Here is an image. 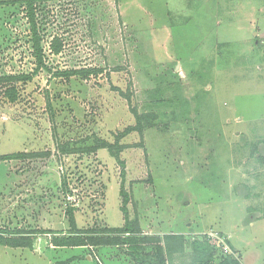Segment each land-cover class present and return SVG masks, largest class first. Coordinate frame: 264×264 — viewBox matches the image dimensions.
Here are the masks:
<instances>
[{
    "label": "rangeland",
    "instance_id": "1",
    "mask_svg": "<svg viewBox=\"0 0 264 264\" xmlns=\"http://www.w3.org/2000/svg\"><path fill=\"white\" fill-rule=\"evenodd\" d=\"M32 8L39 51L27 3L0 0V157L25 155L0 159V234L31 239L0 245V264H156L149 243L135 253L123 243L52 245L126 235L106 232L124 224L121 182L137 222L128 237L183 236L165 264H264V0H34ZM18 75L28 78L7 79ZM131 109L142 137L116 140L135 125ZM94 137L112 153L86 151ZM193 241L210 251L199 258Z\"/></svg>",
    "mask_w": 264,
    "mask_h": 264
},
{
    "label": "trees",
    "instance_id": "2",
    "mask_svg": "<svg viewBox=\"0 0 264 264\" xmlns=\"http://www.w3.org/2000/svg\"><path fill=\"white\" fill-rule=\"evenodd\" d=\"M27 3V14L29 16V19L31 21V30L33 32V46L35 47V50H38V38L36 35L35 31V24L33 22V14H32V2L34 0H24ZM52 44V51L53 53L57 54L60 49L61 45L60 42L55 39V41ZM39 58V56H38ZM101 69L99 68H94V69H89V70H82V71H64L61 74L63 75H72V74H83V76H87L89 73H94L97 74L100 72ZM23 78H28V76L25 75H18V76H9L7 77L8 80H16V79H23ZM115 89V87H113ZM119 92L120 96L126 98L127 100L129 99L128 95H126L125 92L115 89ZM5 93L7 94V97L9 100H14L16 96V91L14 87H9ZM135 119V125L133 126H127L125 129L118 133L116 135V140L122 138L123 136L127 135L128 133L132 131H136L139 133V135L142 137V128L140 124V119L141 115L138 113L137 110L131 109L130 111ZM94 144L92 146L86 147V151L88 152H94L97 149L100 148H106L110 153H112V146L109 142L100 139L98 137H94ZM66 147H68L67 144H65ZM66 151H69L68 149ZM113 155L116 159H118L117 154H111ZM25 156L23 153H16L12 155H5L1 156L0 159L4 158H9V157H23ZM119 160V159H118ZM122 165V162L119 161ZM123 166V165H122ZM122 176L124 175V171H121ZM119 194L121 196V202H120V209L121 212L124 216V224L122 227H110L106 230L108 233H134L137 230V222L134 221L133 219H129L128 217V210H127V203H128V196L126 191L123 188V184L121 182L120 187H119ZM70 215V212H69ZM70 218V224L74 226V220L73 217ZM183 240V236L180 234H166L163 236L162 240L157 238V237H141L136 238V237H128V235H123V236H98V237H82L80 235H71V236H60V237H53L52 238V245L57 246V247H81L84 245H90V246H100V245H117V244H126L127 247L129 248V251L131 253H135L140 246L143 243H149L153 245L154 249V254H155V263L156 264H165V259H164V254L165 255H170L176 250L181 248V243ZM31 244V239L28 237H22V236H11V237H4L0 234V245H5V246H11V247H17V246H30ZM193 249L195 252L199 253V258H202L203 255H201L200 252H206L210 251L209 245L207 242H198V241H193Z\"/></svg>",
    "mask_w": 264,
    "mask_h": 264
},
{
    "label": "built area",
    "instance_id": "3",
    "mask_svg": "<svg viewBox=\"0 0 264 264\" xmlns=\"http://www.w3.org/2000/svg\"><path fill=\"white\" fill-rule=\"evenodd\" d=\"M50 49V48H49ZM126 235H128L126 233ZM208 240L210 242H216L217 243V246L220 248V251L223 253V254H233L230 247L225 243L224 239L219 237L216 233H208Z\"/></svg>",
    "mask_w": 264,
    "mask_h": 264
},
{
    "label": "crops",
    "instance_id": "4",
    "mask_svg": "<svg viewBox=\"0 0 264 264\" xmlns=\"http://www.w3.org/2000/svg\"><path fill=\"white\" fill-rule=\"evenodd\" d=\"M49 51H50V49H49ZM166 234H178L177 232H169V233H162V235H160V234H158V233H154L153 235H149L150 237L152 236V237H157V238H159V239H161L162 240V238H163V236L164 235H166ZM107 246H109V247H113V246H115V245H107ZM235 248V247H234ZM103 250V252L105 253V250L104 249H102Z\"/></svg>",
    "mask_w": 264,
    "mask_h": 264
}]
</instances>
